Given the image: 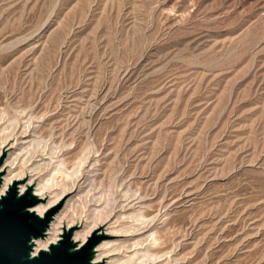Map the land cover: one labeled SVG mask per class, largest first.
Instances as JSON below:
<instances>
[{
    "label": "rangeland",
    "instance_id": "1",
    "mask_svg": "<svg viewBox=\"0 0 264 264\" xmlns=\"http://www.w3.org/2000/svg\"><path fill=\"white\" fill-rule=\"evenodd\" d=\"M3 141L92 263L264 264V0H0Z\"/></svg>",
    "mask_w": 264,
    "mask_h": 264
},
{
    "label": "water",
    "instance_id": "2",
    "mask_svg": "<svg viewBox=\"0 0 264 264\" xmlns=\"http://www.w3.org/2000/svg\"><path fill=\"white\" fill-rule=\"evenodd\" d=\"M2 149L0 167L8 152L5 146ZM3 175L0 173V188ZM45 200L34 194L33 186L19 193L16 183H11L0 195V264H95L92 260L98 245L109 237L101 228L94 229L82 243L73 239L76 225L69 230L62 228L59 239L35 253L36 241L47 237L62 206L54 205L39 215L34 208Z\"/></svg>",
    "mask_w": 264,
    "mask_h": 264
},
{
    "label": "bare ground",
    "instance_id": "3",
    "mask_svg": "<svg viewBox=\"0 0 264 264\" xmlns=\"http://www.w3.org/2000/svg\"><path fill=\"white\" fill-rule=\"evenodd\" d=\"M103 88V87H102ZM25 111V110H24ZM24 113V112H23ZM27 115V114H26ZM29 127L30 125H27V126H23L22 130L19 131V139L23 140L25 139L28 135V130H29ZM33 128V127H32ZM31 131V130H30ZM17 139V140H19ZM20 144V143H19ZM5 145H8V143H6L5 141H3V145L0 147V155L3 154V146ZM8 149V148H7ZM7 155V154H6ZM25 160V159H24ZM17 159H12V160H6L5 161V165L8 164L9 165V169L7 171V173L5 175H3V179H2V187L0 188V195L4 193V191L7 189V187L11 184V183H16L17 184V188H18V192H23L28 186H33L32 184V180H28L26 183H23L21 179H23L24 176L27 175L25 169L20 166V167H17ZM22 163V162H21ZM24 164L26 163V160L23 162ZM6 167L3 165L0 167V173H5ZM19 169V171L16 172V170ZM47 184H39L38 185V188L35 189V192L34 194L35 195H39V197H43L44 198V195H45V190L47 188L46 186ZM72 190V189H71ZM75 190V189H74ZM73 190V191H74ZM76 191V190H75ZM74 191V192H75ZM80 191V190H79ZM78 193V192H77ZM172 195V194H171ZM175 198V197H174ZM172 199V198H171ZM59 200V198H57L53 203H46V204H40L37 206V208H35V211L39 214V215H42L49 207H51L53 204H55L57 201ZM174 201V200H173ZM132 204V203H131ZM168 206V204H167ZM166 206V207H167ZM120 207V210H124L125 208H127L128 206H119ZM129 208V207H128ZM122 212V211H121ZM94 214H98V213H94ZM101 216V215H100ZM62 220H63V217H60V216H57L55 217V219L53 220V222L50 224V227L48 229V232H49V238H47L45 241H42V239H38L35 243V253L38 252V250L40 249H47L46 247L51 244V243H54L57 239H59V234H61V231H60V227H63L64 230H69L70 227H72L74 224H76V222L74 220H72L70 222V224L68 225H63L62 226ZM97 228V225L94 224L92 227L90 228H87L86 231H76L74 232V236H73V239L75 241L77 240H81L82 242H84L87 238V236L95 229ZM146 230L145 232H143V234H141L142 236L145 235L146 233H148L147 231L150 232V228H147L146 227ZM120 230V229H119ZM114 235V234H113ZM148 237V236H147ZM146 238V237H145ZM148 238L144 239L143 241H146ZM156 240V237H152L151 240H150V245H148L147 247H151L153 244V242ZM138 243V242H137ZM136 243H134L135 245ZM140 244V243H139ZM109 245V242L107 241H103V243H101L98 248H97V251H98V254L97 256L95 257L94 259V262H99V260L103 257L104 254H107L109 252H111V250L113 248L110 247ZM124 246V245H123ZM128 247V246H126ZM125 247V248H126ZM166 251V250H164ZM136 253V252H135ZM163 253V251L161 249H155V251L153 250V252L151 253V258L148 257V261H150L148 264H155V259L158 258V256H160V254ZM172 258V257H171ZM131 259V258H130ZM128 261H129V258H128ZM173 261V259H172ZM132 262V261H131ZM174 263V261H173ZM177 262H175L176 264Z\"/></svg>",
    "mask_w": 264,
    "mask_h": 264
}]
</instances>
